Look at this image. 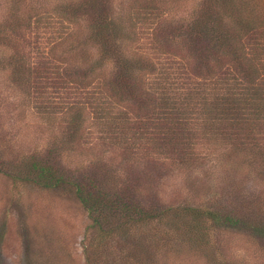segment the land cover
<instances>
[{
	"label": "rangeland",
	"instance_id": "obj_1",
	"mask_svg": "<svg viewBox=\"0 0 264 264\" xmlns=\"http://www.w3.org/2000/svg\"><path fill=\"white\" fill-rule=\"evenodd\" d=\"M86 2L0 0V163L8 168L0 171V264H264V241L252 236L248 220L219 228L207 220L203 250L165 220L107 244L69 188L46 189L12 174L21 160L43 158L72 177L93 178L104 191L137 179L141 195L165 208H220L264 222V126L243 143L216 136L203 115L224 108L214 100L221 86L190 71L180 29L181 52L158 48L154 28L165 21L187 27L203 0H107L125 35L121 51L144 63L137 74L151 94L138 109L107 91L116 64L101 60L90 40ZM164 89L188 107L160 116ZM73 106L82 116L77 135L69 136ZM184 149L196 157L190 167L176 159ZM137 242L149 249L147 260Z\"/></svg>",
	"mask_w": 264,
	"mask_h": 264
},
{
	"label": "trees",
	"instance_id": "obj_2",
	"mask_svg": "<svg viewBox=\"0 0 264 264\" xmlns=\"http://www.w3.org/2000/svg\"><path fill=\"white\" fill-rule=\"evenodd\" d=\"M74 12L68 15L73 17ZM81 12L90 20L92 31L90 40L96 42L100 59L111 58L116 64V69L106 83L107 91L114 96L124 94L136 108L142 107L147 92L148 95L151 94L147 89H142L143 79L137 74L142 70L141 64L144 63L139 62V58L121 51L125 35L118 22L112 19L107 0H89ZM65 13L66 9L63 14ZM165 22V28L164 26L161 30L158 27L154 28L161 39L158 41L161 42L158 46L160 51L163 53L171 51L173 54L181 52L175 44V38L178 36L176 31L180 29L184 58L191 67L190 71L204 76L201 78L203 80L207 79L221 86L220 90L216 91L218 94L214 100L217 105H223L224 108L215 107L207 110L203 115L204 122L209 127H215L216 136L222 135L231 141L240 138L243 143L245 136L250 140L256 139V130L264 126L263 0H203L195 20L187 27L172 25L171 21ZM91 70L80 74L79 82L85 80L84 77L92 73ZM229 76L233 78L231 82L227 78ZM157 97L158 109H161L160 116L168 109L177 115L182 113L183 108L188 107L186 101L181 100L184 101L181 104L178 98L172 97L166 89ZM256 100L260 102L256 103ZM184 103L186 105L182 106ZM73 107L76 112L72 114V120L68 125L69 136L77 135L81 122L79 117L82 116L80 108ZM174 118L175 116L171 114L170 119ZM135 134L133 135L136 137ZM185 150H180L175 155L179 161H187L186 164L189 166L194 161L192 158L196 157L186 151L187 156ZM56 165L51 160L42 158L37 161L35 157H30L15 164L11 172L12 174L13 170L19 172L23 180L46 189L69 188L87 212L91 228L97 237L104 239L107 244L114 236H124L125 239L135 229L145 227L144 230L147 228L151 230L152 222L164 220L169 227H173L174 233L181 234L186 241L197 243L202 250L208 242L204 229L207 220L212 222V227L218 228L245 225L248 220L252 236L264 241V222L254 221L250 215L236 216L229 211L223 214L220 213V208L200 211L186 205L165 208L156 196L152 198L141 195L137 179L133 181L134 183H128L124 189H117L115 192L104 191L93 178L85 181L72 177L58 169ZM0 169L5 172L8 168L4 163H0ZM137 243L133 247H138L135 248L136 251L147 260L150 255L149 249L144 248L142 243Z\"/></svg>",
	"mask_w": 264,
	"mask_h": 264
}]
</instances>
